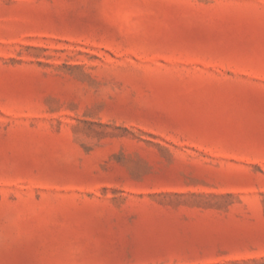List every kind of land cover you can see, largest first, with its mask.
Listing matches in <instances>:
<instances>
[{"label":"rangeland","instance_id":"1","mask_svg":"<svg viewBox=\"0 0 264 264\" xmlns=\"http://www.w3.org/2000/svg\"><path fill=\"white\" fill-rule=\"evenodd\" d=\"M0 264H264V0H0Z\"/></svg>","mask_w":264,"mask_h":264}]
</instances>
